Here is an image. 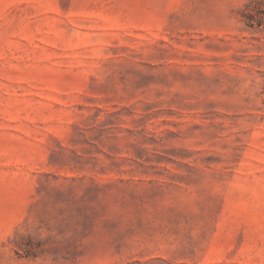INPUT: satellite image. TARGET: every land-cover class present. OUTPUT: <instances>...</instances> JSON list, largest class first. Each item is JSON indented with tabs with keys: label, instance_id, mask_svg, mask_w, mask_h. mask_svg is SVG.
<instances>
[{
	"label": "rangeland",
	"instance_id": "1",
	"mask_svg": "<svg viewBox=\"0 0 264 264\" xmlns=\"http://www.w3.org/2000/svg\"><path fill=\"white\" fill-rule=\"evenodd\" d=\"M0 264H264V0H0Z\"/></svg>",
	"mask_w": 264,
	"mask_h": 264
}]
</instances>
